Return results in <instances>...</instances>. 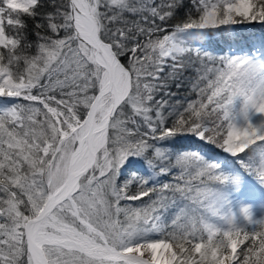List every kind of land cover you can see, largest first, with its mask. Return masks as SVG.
<instances>
[{"label": "snow or ice", "instance_id": "snow-or-ice-1", "mask_svg": "<svg viewBox=\"0 0 264 264\" xmlns=\"http://www.w3.org/2000/svg\"><path fill=\"white\" fill-rule=\"evenodd\" d=\"M182 6L0 0V264H264V218L233 209L228 165L264 185V34L232 38L264 25V0ZM214 33L227 51L196 43ZM195 61L196 99L170 103Z\"/></svg>", "mask_w": 264, "mask_h": 264}, {"label": "trees", "instance_id": "trees-1", "mask_svg": "<svg viewBox=\"0 0 264 264\" xmlns=\"http://www.w3.org/2000/svg\"><path fill=\"white\" fill-rule=\"evenodd\" d=\"M159 2V0H157ZM190 7V0H183V6L178 10V15L183 16L188 8ZM46 10L51 11V0H46ZM26 22L29 26V32L32 31L34 28V21L30 18H26ZM176 21H171V23H175ZM171 30V29H169ZM264 32L256 31L254 34H248L241 32V34L237 38L234 39H243L247 37H255L259 38ZM34 39V37H32ZM208 47L205 49L209 52H218L220 49H224L227 51V48L225 44L223 43V40L221 39L220 33H217L216 36H212V39L208 41ZM234 50V49H233ZM194 59V58H193ZM186 59V63H187ZM199 68V62L195 61L194 63H190L188 67H186L183 72L181 73L180 77L178 79H170L168 81V88L167 91L174 93L173 96L165 97V99H169L170 103L175 104L177 101H179L181 104L186 103L188 100H194L196 99V93L192 90V84L196 80L197 77V69ZM169 71V69L165 70V74ZM177 84L180 86L177 87ZM163 91L160 93V96H163ZM160 96L157 97V99L160 98ZM195 147H201L204 150L211 151L213 153H216L217 151L219 152L220 149L217 148L215 145L212 144H207V143H202L199 141H192L190 139H181L179 140L175 146L174 150L175 151H184V150H192ZM218 161V160H216ZM221 162V161H220ZM222 163V162H221ZM228 164L232 166V168L237 169L238 164L237 163H231L228 161ZM237 167V168H235ZM231 170V169H228ZM240 170V169H239ZM176 171V170H174ZM242 171H245L242 169ZM168 181V180H166Z\"/></svg>", "mask_w": 264, "mask_h": 264}, {"label": "rangeland", "instance_id": "rangeland-1", "mask_svg": "<svg viewBox=\"0 0 264 264\" xmlns=\"http://www.w3.org/2000/svg\"><path fill=\"white\" fill-rule=\"evenodd\" d=\"M236 27H237V33L232 37L233 39L237 38V35L239 36L241 34V32H244V33L246 32L248 34H250V33L254 34L256 31L264 32V25H260L259 23H254L252 25H237ZM213 35L216 36L217 33H214ZM196 43L197 44H204L205 49H206L208 47L209 42H196ZM202 143H204V142H202ZM192 150L199 151V152L205 154L207 157L212 158L213 160H218L219 162L221 161L222 165L225 161V155L226 154H224L221 150L219 152L217 151L216 153H213V152L208 151V150H204L201 147H195ZM228 161L231 162L232 164L235 163L233 158H228ZM235 168H237V167H235ZM242 169L243 168H241L240 165L238 164V168L235 169L237 171L233 173L237 182L230 189L229 198H230L231 202L234 203V201L235 202L237 201L236 203H239L242 200V196H243V192H244L243 190H246L245 192H247L249 189H253V190H251V192L253 194L257 193L258 195H260V199L256 200L254 203H248L247 205H244V206L250 207L255 218H257V219L264 218V185L259 183L258 180L254 176L248 174L245 171H242ZM172 179H173V177L171 175H169L167 177H161V182H165L166 180L172 181ZM167 195L171 196L172 193L169 192V193H167ZM145 200H147V197H145ZM184 203H188V202L184 201ZM241 207L242 206H240L235 211L237 213H239V210ZM177 210L178 209L175 206L170 207L168 209L169 217L172 214H174Z\"/></svg>", "mask_w": 264, "mask_h": 264}, {"label": "bare ground", "instance_id": "bare-ground-1", "mask_svg": "<svg viewBox=\"0 0 264 264\" xmlns=\"http://www.w3.org/2000/svg\"><path fill=\"white\" fill-rule=\"evenodd\" d=\"M260 120H261V117H259V116H254L252 118L253 124L258 123ZM251 190H253V189H249L247 192H245L246 190H243L244 192H243V196L241 195L242 196L241 202H239V203H236L237 201L236 202L234 201V203L232 202L233 203L232 207L234 210L238 209L240 206L247 205L248 203H254L256 200L260 199V195H258L257 193L253 194L251 192Z\"/></svg>", "mask_w": 264, "mask_h": 264}]
</instances>
